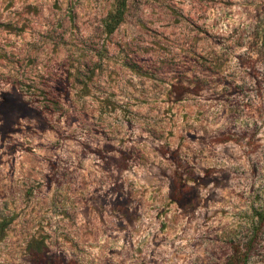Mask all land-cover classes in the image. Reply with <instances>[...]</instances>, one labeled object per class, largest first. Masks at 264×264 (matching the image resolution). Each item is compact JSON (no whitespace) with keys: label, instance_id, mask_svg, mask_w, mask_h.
I'll return each instance as SVG.
<instances>
[{"label":"rangeland","instance_id":"1","mask_svg":"<svg viewBox=\"0 0 264 264\" xmlns=\"http://www.w3.org/2000/svg\"><path fill=\"white\" fill-rule=\"evenodd\" d=\"M115 6L0 0V264H264V0Z\"/></svg>","mask_w":264,"mask_h":264},{"label":"trees","instance_id":"2","mask_svg":"<svg viewBox=\"0 0 264 264\" xmlns=\"http://www.w3.org/2000/svg\"><path fill=\"white\" fill-rule=\"evenodd\" d=\"M116 1V6L114 10L109 14L108 20L105 23V26L108 30V32L113 31L119 22L121 21L124 13V8H125V1L126 0H115ZM244 257V255L242 256ZM241 264L245 262V257L240 261ZM239 260L237 261L236 256L234 257V264H239Z\"/></svg>","mask_w":264,"mask_h":264}]
</instances>
